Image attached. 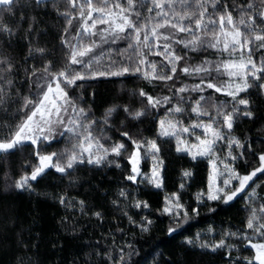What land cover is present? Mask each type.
Here are the masks:
<instances>
[{
    "label": "snow or ice",
    "instance_id": "1",
    "mask_svg": "<svg viewBox=\"0 0 264 264\" xmlns=\"http://www.w3.org/2000/svg\"><path fill=\"white\" fill-rule=\"evenodd\" d=\"M0 6V114L7 117L0 120V154L31 146L36 161H25L30 171L6 187L34 191L31 182L46 170L71 176L81 166L120 168L119 160L126 159L131 165L126 181L160 189L167 150L162 145L174 141L177 153L193 161L207 159L211 172L206 189L194 194L195 206L182 202L180 191L164 197L160 211L176 225L168 232L198 217L206 201L227 205L246 194L244 227L220 233L210 227L207 231L220 239L201 241L197 233L185 243L190 249L223 250L229 264H264V195L258 192L264 185L260 179L264 151L257 153L247 135L242 140L234 134L238 120L258 118L253 109L259 106L250 91L258 90L264 98V0H0ZM45 13L64 21L57 24L58 48H48L47 42L40 45V37L47 35V29L40 27ZM17 37L27 44L26 55L19 60L7 51ZM209 50L215 59L204 55L192 63L193 57L187 55ZM30 60H39L40 66ZM100 77L139 78L162 91L154 95L145 88L135 89L133 95L141 98L142 107L112 104L97 117L90 105L85 107L83 92ZM217 93L224 98L218 99ZM121 111L127 119L117 128L112 120ZM160 111L164 115L153 120L155 138L145 137L138 128L120 131L129 128L128 121H143L150 112ZM61 142L65 146L59 151L47 150ZM145 160H150L148 172L141 167ZM181 176L191 179L193 172L185 169ZM185 188V183L179 185ZM118 197L127 199L128 192L121 189ZM58 202L78 205L81 212L87 207L84 200L73 202L66 194ZM113 204L123 207L120 199ZM133 206L150 207L141 200L133 201ZM92 215L103 219L100 211ZM128 220L137 223L131 216ZM151 223L145 217L138 226L144 231ZM10 225H15L14 218L5 222V227ZM232 238L239 245L229 244ZM16 243L28 248L23 231L16 234ZM127 247L129 252L121 247L117 256L111 247L103 253H86L85 264L93 255L105 264H130L135 249ZM242 248H250L253 255L232 256Z\"/></svg>",
    "mask_w": 264,
    "mask_h": 264
},
{
    "label": "trees",
    "instance_id": "2",
    "mask_svg": "<svg viewBox=\"0 0 264 264\" xmlns=\"http://www.w3.org/2000/svg\"><path fill=\"white\" fill-rule=\"evenodd\" d=\"M240 2L242 0H237V3ZM42 15L40 27L47 29V35L40 37V45L44 46L47 42L48 48L53 46L58 48L57 24L63 25L64 21L58 20L55 13ZM10 22L14 23V21ZM26 50L27 44L19 37L11 42V47H7V51L18 60L26 55ZM209 53L210 51L194 54L189 51L187 55L192 56L191 62L195 63ZM29 63L40 66L39 60H30ZM184 79L183 76L180 77V80ZM190 80L188 79L187 82L190 83ZM176 86H180L179 81ZM139 88H145L154 95L162 91V87L152 88L139 78H97L91 82L87 91L83 92V97L87 101L85 107L90 105L97 117L103 115L104 110L112 104L142 107L141 98L133 95V90ZM22 91L26 92V88ZM93 92L94 96L91 95ZM163 94L167 95L168 92L163 90ZM216 97L223 99L224 94L217 93ZM250 97L259 106L253 109L258 118L238 120L234 134L240 136L242 140L246 135L250 137L252 148L259 153L264 151V98L258 95V90H251ZM163 115V111L150 112L147 119L128 121L129 128H122L120 131H135L138 128L143 131L145 137L155 138L157 125L153 120ZM3 119L7 117L0 114V120ZM126 119L121 111L114 116L112 123L119 128V122ZM184 123L187 124L189 121L185 119ZM113 137L115 140L120 139L116 135ZM61 143L47 150L57 151ZM162 147L167 150L164 152L166 161L164 183L160 189L147 182L134 184L126 181L125 177L130 173L131 168L130 162L126 159L119 160L120 168L114 165L100 168L81 166L72 171L71 176H64L54 169H49L42 178L31 182L34 191L15 189L6 187V184H14L23 172L30 171L24 166V162L36 163L31 155L33 148L25 146L11 154H0V264H85L86 253L95 251L103 253L111 247L112 255L117 256L121 247L125 252H129L130 249L127 247L129 244L135 249L130 264H177V262L178 264H229V258L223 250L213 253L210 250L190 249L185 241L201 233V241L207 240L211 243L221 238L215 233H220L222 229L236 232L238 228L244 227L245 217L248 214L244 210L247 195L242 194L227 205L206 201L200 206L198 217L190 219L177 231L169 233L168 228L176 225L168 214L160 211L164 197L180 191L182 202L195 206L194 194L206 189L211 167L207 159L193 161L188 155L177 153L174 141ZM247 155L246 152L245 156ZM242 163L243 161H237V164ZM149 167L150 160L142 162L144 172H148ZM185 169L192 170L191 179L182 178L181 173ZM260 179L264 181V177ZM181 183L186 184L183 190L179 189ZM121 189L128 192L127 199L118 197ZM258 192L264 195V185L258 189ZM65 194L73 202L84 200L87 205L84 212L80 211L78 205L74 207L61 205L58 198ZM117 199H120L122 208L114 206L113 201ZM135 200L147 201L150 207L136 208L133 206ZM212 209L215 211H211ZM94 211L102 212L103 219L93 216ZM128 216L137 223L131 224ZM10 217L15 219V225L5 227V222ZM145 217L152 223L147 230L142 231L138 225ZM210 227L215 229V233L207 231ZM21 231L25 240L29 242L27 249L21 248L16 243V234ZM228 243L239 245L240 242L232 238ZM33 244H35L34 248ZM251 255L253 252L250 248H242L241 251L232 253L233 257ZM91 261H95V264H105L103 259L95 255L91 256L90 264Z\"/></svg>",
    "mask_w": 264,
    "mask_h": 264
},
{
    "label": "rangeland",
    "instance_id": "3",
    "mask_svg": "<svg viewBox=\"0 0 264 264\" xmlns=\"http://www.w3.org/2000/svg\"><path fill=\"white\" fill-rule=\"evenodd\" d=\"M210 51V53L209 54H206L207 56H209L210 58H212V59H215V55H214V53H213V51L212 50H209ZM200 59H198V61H199ZM197 62V61H196ZM226 78V77H225ZM191 82L190 83H196V82H198L197 80H195V79H191L190 80ZM110 135V134H109ZM113 139H115L114 137H113ZM65 145H64V143L62 142L61 143V145H60V147H59V149L57 150V151H59L61 148H63ZM141 167H142V165H141ZM143 170V169H142Z\"/></svg>",
    "mask_w": 264,
    "mask_h": 264
}]
</instances>
